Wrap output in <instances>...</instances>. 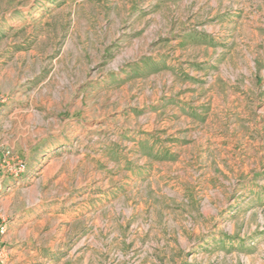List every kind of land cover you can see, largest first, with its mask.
I'll use <instances>...</instances> for the list:
<instances>
[{"label":"rangeland","instance_id":"1","mask_svg":"<svg viewBox=\"0 0 264 264\" xmlns=\"http://www.w3.org/2000/svg\"><path fill=\"white\" fill-rule=\"evenodd\" d=\"M0 264H264V0H0Z\"/></svg>","mask_w":264,"mask_h":264},{"label":"built area","instance_id":"2","mask_svg":"<svg viewBox=\"0 0 264 264\" xmlns=\"http://www.w3.org/2000/svg\"><path fill=\"white\" fill-rule=\"evenodd\" d=\"M24 169V166H20L18 170L22 171Z\"/></svg>","mask_w":264,"mask_h":264}]
</instances>
